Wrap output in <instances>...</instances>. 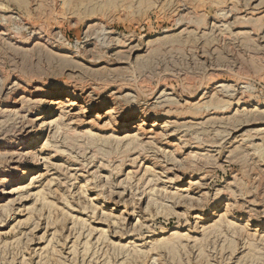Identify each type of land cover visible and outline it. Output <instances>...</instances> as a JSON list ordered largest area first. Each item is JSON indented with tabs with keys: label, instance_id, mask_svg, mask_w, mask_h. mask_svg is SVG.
Wrapping results in <instances>:
<instances>
[{
	"label": "rangeland",
	"instance_id": "rangeland-1",
	"mask_svg": "<svg viewBox=\"0 0 264 264\" xmlns=\"http://www.w3.org/2000/svg\"><path fill=\"white\" fill-rule=\"evenodd\" d=\"M0 264H264V0H0Z\"/></svg>",
	"mask_w": 264,
	"mask_h": 264
},
{
	"label": "bare ground",
	"instance_id": "bare-ground-1",
	"mask_svg": "<svg viewBox=\"0 0 264 264\" xmlns=\"http://www.w3.org/2000/svg\"><path fill=\"white\" fill-rule=\"evenodd\" d=\"M57 102H59V101H57V99H54L53 101H52V103L51 104H56ZM73 104V103H72ZM17 160V159H16Z\"/></svg>",
	"mask_w": 264,
	"mask_h": 264
}]
</instances>
